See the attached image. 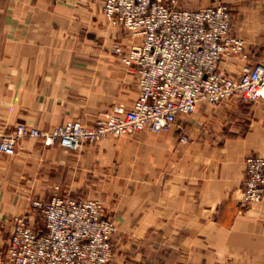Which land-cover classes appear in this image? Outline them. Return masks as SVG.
Masks as SVG:
<instances>
[{
  "label": "crops",
  "instance_id": "1",
  "mask_svg": "<svg viewBox=\"0 0 264 264\" xmlns=\"http://www.w3.org/2000/svg\"><path fill=\"white\" fill-rule=\"evenodd\" d=\"M104 1L0 0V134L19 124H95L115 105L133 108L138 75L115 49L142 37L111 24ZM166 1L187 9L228 3L245 48L222 69L264 63V0ZM250 155L264 156V108L235 97L203 103L161 132L110 136L79 151L22 139L17 153H0V264L13 217L45 230L34 201H49L55 187L107 202L118 227L112 264H264V200L242 204Z\"/></svg>",
  "mask_w": 264,
  "mask_h": 264
},
{
  "label": "built area",
  "instance_id": "2",
  "mask_svg": "<svg viewBox=\"0 0 264 264\" xmlns=\"http://www.w3.org/2000/svg\"><path fill=\"white\" fill-rule=\"evenodd\" d=\"M176 2V0H172ZM107 20L122 25L142 43L127 51L116 47L138 75L140 95L133 108L116 106L87 125L68 120L53 129L19 124L0 134V153H17L19 141L37 138L46 147L56 144L79 151L87 143L110 136L134 135L149 129L161 132L203 103L220 104L235 97L264 108V63L238 74L222 69L223 60L242 53L245 41L232 34V7L215 1L198 9L179 8L165 0H105ZM187 141V136L182 137ZM55 187L49 201H34L43 214L40 231L27 215L13 217L8 264H109L111 237L116 230L98 199L72 197ZM264 200V156L246 158L242 202Z\"/></svg>",
  "mask_w": 264,
  "mask_h": 264
},
{
  "label": "rangeland",
  "instance_id": "3",
  "mask_svg": "<svg viewBox=\"0 0 264 264\" xmlns=\"http://www.w3.org/2000/svg\"><path fill=\"white\" fill-rule=\"evenodd\" d=\"M166 1V0H165ZM118 105H122V104H118ZM118 105H115L114 107H113V109L116 107V106H118ZM125 107V106H124ZM113 109H111L110 111H107L106 113L104 112L100 117H104V116H106V114L107 113H109V112H111ZM100 117H98V118H100ZM97 118V119H98ZM97 119H96V121H97ZM71 120H80V119H71ZM80 121H82V120H80ZM83 122V121H82ZM63 124V123H62ZM85 124V123H84ZM87 125H93V124H87ZM53 129V128H52ZM104 140V139H103ZM60 191V190H59ZM60 193H62L61 191H60ZM62 194H64V193H62ZM69 195V194H68ZM82 197H84V198H93V199H98V200H100L102 203H103V205H104V207H105V215L108 217V218H110L111 220H113L114 222H115V225H116V230L113 232V235H112V237H111V241H112V244H113V256H114V254H115V245H114V243H113V238H114V235H116V233L118 232V227H117V223H116V219L114 218V216H112L111 214H109V207H108V204H107V202L104 200V199H102V198H100V197H91L90 196V191H89V193L87 194V195H84V196H82ZM243 199V198H242ZM242 204L244 205V203L242 202ZM253 205V204H252ZM244 206H250V205H244ZM12 232H13V230H12ZM12 232H11V236H10V239H9V243H10V240H11V237H12ZM8 243V248H9V244ZM8 254H9V250L7 249V257H6V261H5V264H8ZM217 254L221 257V259L223 258V255L225 254V252H223L222 250L221 251H219V252H217ZM226 255V254H225ZM113 256H112V258H111V261H110V263L109 264H112V259H113ZM184 264V263H183ZM199 264H238V263H226V262H224L223 260L222 261H215V260H212V261H210V262H206V261H201V262H199Z\"/></svg>",
  "mask_w": 264,
  "mask_h": 264
}]
</instances>
